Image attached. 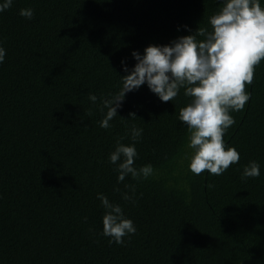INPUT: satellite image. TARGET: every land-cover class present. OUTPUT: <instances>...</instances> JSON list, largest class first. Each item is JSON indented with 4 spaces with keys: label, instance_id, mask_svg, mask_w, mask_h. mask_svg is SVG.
Here are the masks:
<instances>
[{
    "label": "trees",
    "instance_id": "1",
    "mask_svg": "<svg viewBox=\"0 0 264 264\" xmlns=\"http://www.w3.org/2000/svg\"><path fill=\"white\" fill-rule=\"evenodd\" d=\"M219 7V0H13L0 12V264H264V59L223 137L240 159L219 176L188 171L183 89L162 102L142 85L126 94L110 128L99 126L101 98L127 74L122 60L131 68L133 50L208 27ZM22 8L33 17L20 16ZM132 125L143 129L134 166L154 171L117 183L108 155L121 137L133 143ZM250 161L260 175L242 180ZM97 193L133 221L137 231L124 244L100 234Z\"/></svg>",
    "mask_w": 264,
    "mask_h": 264
},
{
    "label": "clouds",
    "instance_id": "2",
    "mask_svg": "<svg viewBox=\"0 0 264 264\" xmlns=\"http://www.w3.org/2000/svg\"><path fill=\"white\" fill-rule=\"evenodd\" d=\"M12 3L13 0H0V12ZM219 5L218 11L209 17L208 27L177 37L167 45H149L142 54L133 50L134 66L129 68L126 60L121 61V71L127 73L120 77L121 86L100 100V110L106 109V112L99 126L108 129L127 93L146 85L160 101L169 102L183 89L188 102L179 109L178 120L187 128L188 171L195 175L207 170L208 174L219 176L239 161V152L234 147H226L223 137L235 123L230 112L244 109L249 100L250 93L245 86L252 83L255 66L264 59L261 0H219ZM19 15L31 19L33 9L22 8ZM183 27L187 30L186 25ZM5 55L6 50L0 46V63L4 62ZM97 99L95 94L88 95L93 104ZM142 132L143 129L132 125L128 137L133 143L124 144L121 137L108 155V162L115 166L117 183L126 176L138 180L153 174L151 164L134 166L138 155L135 142ZM259 175L260 164L250 161L243 167L241 179ZM121 198L132 200L128 192L122 193ZM97 199L104 209L100 234L108 237L110 244H124L123 238H130L137 231L133 221L125 217L120 204L110 201L103 193H97Z\"/></svg>",
    "mask_w": 264,
    "mask_h": 264
}]
</instances>
